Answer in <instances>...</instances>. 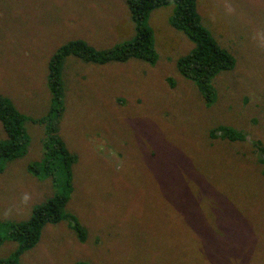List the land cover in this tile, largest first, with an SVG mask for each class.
<instances>
[{
    "label": "rangeland",
    "instance_id": "1",
    "mask_svg": "<svg viewBox=\"0 0 264 264\" xmlns=\"http://www.w3.org/2000/svg\"><path fill=\"white\" fill-rule=\"evenodd\" d=\"M174 6L146 16L153 61L65 56L56 102L50 57L73 39L101 52L132 40L126 0H0V96L24 115L27 136L23 155L0 157V262L264 264V0H196L235 59L211 78L208 99L177 68L195 44L170 24ZM50 122L72 160L55 157L45 171ZM219 125L244 138L214 135ZM59 194L65 218L18 255L9 225ZM67 216L84 227L83 241Z\"/></svg>",
    "mask_w": 264,
    "mask_h": 264
},
{
    "label": "trees",
    "instance_id": "2",
    "mask_svg": "<svg viewBox=\"0 0 264 264\" xmlns=\"http://www.w3.org/2000/svg\"><path fill=\"white\" fill-rule=\"evenodd\" d=\"M195 2L196 0H126L136 29L135 37L104 52L94 50L81 39H73L58 47L48 61L47 84L52 93V99L60 102L62 87L60 67L63 58L69 54L100 63L110 60H125L130 56L153 61L152 34L145 24V19L150 10L169 3L175 5L170 24L183 31L195 44L192 51L177 60V68L184 77L197 84L205 98H210L214 91L211 78L220 71L233 68L235 59L203 25L196 10ZM23 119L24 115L16 109L12 102L0 96V122L8 138L6 142L0 141V157H19L25 153L27 136L22 126ZM46 127L45 165L43 168L48 171L54 169L52 162L55 157L63 159L64 164L67 165L72 160V156L63 140L56 134L54 125L50 122L46 124ZM218 128L221 131H218ZM211 131L214 135L218 132L220 137L231 141L244 138L242 132L228 126L219 125ZM258 152L264 155V145L258 146ZM262 159L264 160V158ZM30 169L34 173H38L40 167L32 164ZM65 202L66 197L64 195H56L36 206L28 220L9 225L5 237L17 241L16 253L18 255L38 241L41 229L46 223H56L65 218L63 213ZM66 218L69 225L76 231L77 238L83 241L86 237L84 227L70 216ZM2 238L0 237V243ZM0 264L16 263L15 260L10 259L1 261Z\"/></svg>",
    "mask_w": 264,
    "mask_h": 264
},
{
    "label": "clouds",
    "instance_id": "3",
    "mask_svg": "<svg viewBox=\"0 0 264 264\" xmlns=\"http://www.w3.org/2000/svg\"><path fill=\"white\" fill-rule=\"evenodd\" d=\"M30 200H31V195L29 193H25L22 196V203L23 204L27 205ZM10 214H11V209H8L7 211H5L4 216L7 218Z\"/></svg>",
    "mask_w": 264,
    "mask_h": 264
}]
</instances>
